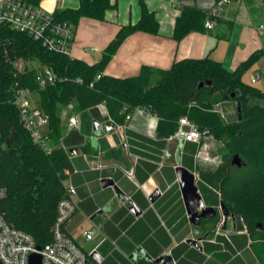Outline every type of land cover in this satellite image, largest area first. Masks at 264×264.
I'll list each match as a JSON object with an SVG mask.
<instances>
[{"label": "trees", "instance_id": "obj_1", "mask_svg": "<svg viewBox=\"0 0 264 264\" xmlns=\"http://www.w3.org/2000/svg\"><path fill=\"white\" fill-rule=\"evenodd\" d=\"M111 7L110 0H80L78 9L58 10L54 16L70 24H77L82 17L104 20ZM207 17V12L197 7H184L176 19L174 38L181 40L191 31L204 30ZM135 31L158 33L159 22L144 9L136 24L121 27L100 61L89 64L49 51L26 32L0 23V186L7 190L0 199V212L9 224L31 233L38 245L52 240L57 207L66 192V171L74 170L70 151L83 141L81 133H67L62 119L66 107L71 106L73 114L103 104L115 123H124L128 113L143 108L158 118L157 135L161 138L174 134L184 116L224 142L230 157L239 154L243 159L244 164L234 168L226 155L218 167L201 170L200 176L219 191L216 206L222 205L234 217L236 230L247 229L235 236L237 249L246 248L251 240L250 249L264 264V254L256 250L260 245L264 249V91L243 80L245 71L264 50L252 53L233 71L206 56L175 61L168 69L144 65L137 75L129 77L103 74L119 43ZM28 59L38 60L40 68L25 65L20 70L21 61ZM43 66L53 70L57 80L41 88L37 76ZM201 82L205 83L200 86ZM22 88L37 96L35 107L48 117L49 153L33 141L21 120L15 100ZM226 101L236 103L237 117L233 120L225 119L217 109ZM137 264L168 262L166 258L140 259Z\"/></svg>", "mask_w": 264, "mask_h": 264}, {"label": "crops", "instance_id": "obj_2", "mask_svg": "<svg viewBox=\"0 0 264 264\" xmlns=\"http://www.w3.org/2000/svg\"><path fill=\"white\" fill-rule=\"evenodd\" d=\"M26 1L51 14L80 6V0ZM110 2L112 7L106 11L104 20L82 17L77 24H71L74 34L71 57L89 64L99 62L121 27L136 24L144 9L155 15L159 32L135 31L125 37L106 65L103 71L106 75L129 77L137 75L144 65L168 69L175 61L206 56L233 71L252 53L264 50V0H226L213 28L191 31L181 40L174 38V29L183 8L197 7L208 14L216 0ZM256 74L259 79L253 83ZM157 79L154 76L153 82ZM243 80L258 84L264 91V54L245 71ZM218 106L225 119L237 117L236 103L226 101ZM70 110L71 106L63 109V124L66 114L75 115L79 127L69 129L65 125L67 133L77 131L83 136L75 147L78 153L71 156L74 170L69 177L77 188L78 210L66 230L75 241V232L88 221L90 225L83 234L97 226L95 236L88 241L98 240L93 248L103 257L102 264H137L140 259L160 257H167L168 264H248V256L240 258V253L250 251L251 240L241 250L235 245V236L246 232L215 234L211 229H202L213 218L205 219L199 226L190 220L177 167H186L198 175L196 184L205 206L218 209L216 203L220 199L219 191L200 176L202 168L208 166L198 168L195 142L158 137L156 115L133 112L126 128L129 145L124 148L115 129L105 128L107 122L115 123L105 105L84 113L70 114ZM96 121L99 127L95 131ZM47 132L48 129L43 133ZM99 160L104 165L101 169L94 166ZM131 166H135L134 179L123 171ZM105 178L112 179L127 196L124 202L119 200L114 186H102ZM156 191L159 193L150 199ZM229 218L235 229V219Z\"/></svg>", "mask_w": 264, "mask_h": 264}, {"label": "built area", "instance_id": "obj_3", "mask_svg": "<svg viewBox=\"0 0 264 264\" xmlns=\"http://www.w3.org/2000/svg\"><path fill=\"white\" fill-rule=\"evenodd\" d=\"M224 1H216L208 11L205 20L206 28L215 26V18L220 15ZM0 23L8 24L14 29L26 32L35 40L40 41L49 51L71 56L73 43V29L69 22L57 20L51 14L41 8L27 2L26 0H0ZM20 63V70L23 69ZM102 73L97 75L101 78ZM259 79V74L252 78L255 83ZM38 83L44 88L49 83H55L57 75L43 66L37 76ZM80 81V80H79ZM93 86V83H91ZM33 93L29 89H19L15 104L21 113V120L24 126L31 132L33 141L41 146L47 153L52 150L47 142V134L41 131L43 125H48V117L35 107L32 100ZM133 112L153 114L151 111L136 108ZM133 112L128 113L124 123H115V131L120 137L121 145L128 148V135L126 134L127 122L132 118ZM63 119V118H62ZM65 125L69 129L79 127V120L75 115L64 116ZM171 139L179 138L183 141H192L197 144L194 154L196 163H211L216 161L217 156L210 152L211 144L217 141L206 129H199L187 117H181L177 131L169 136ZM1 140V130H0ZM71 156L78 153V149H72ZM95 168H103V163L99 160ZM129 177L135 178V166L123 169ZM68 179L65 181V196L60 200L57 207V217L52 226V240L40 246L35 237L22 229L16 228L8 223L4 215L0 212V264H30V258L34 253L41 255V264H102L103 257L93 248L86 253L79 244L67 233L66 227L78 210L77 188L69 179L71 172L66 171ZM198 177L197 174H195ZM7 190L0 186V199L6 196ZM97 226L84 231L87 240L93 239L97 231ZM218 233V232H217ZM96 251L100 260L93 258L92 253Z\"/></svg>", "mask_w": 264, "mask_h": 264}, {"label": "water", "instance_id": "obj_4", "mask_svg": "<svg viewBox=\"0 0 264 264\" xmlns=\"http://www.w3.org/2000/svg\"><path fill=\"white\" fill-rule=\"evenodd\" d=\"M230 1V0H229ZM7 42H2L1 45L6 44ZM205 82H201L200 86H202ZM207 84H211V81H206ZM235 96V95H233ZM240 104L238 105V110H240ZM240 118L241 115L239 114ZM99 127V123L94 122V130L96 131ZM106 130H111L116 128V124L113 122H107L105 124ZM232 164L241 167L244 164L243 159L239 154H234L232 158ZM177 174L181 184V188L183 191V196L186 202L188 213L190 214L191 222L195 225H200L202 219L214 218L217 214V209L213 206H205L204 199L201 193L198 191V186L196 184V176L195 173L191 172L189 169L183 166L177 167ZM102 186H114V190L118 195L120 201L124 202L127 199V196L120 190V188L114 185V181L110 178H105L102 180ZM159 191L152 194L150 199H154ZM228 216V213L226 214ZM93 258L97 261L100 260L99 255L96 251L92 253ZM167 257H160L159 259H163ZM30 264H41V255L34 253L30 258Z\"/></svg>", "mask_w": 264, "mask_h": 264}, {"label": "rangeland", "instance_id": "obj_5", "mask_svg": "<svg viewBox=\"0 0 264 264\" xmlns=\"http://www.w3.org/2000/svg\"><path fill=\"white\" fill-rule=\"evenodd\" d=\"M21 64L23 66L27 65L29 68H36V69H39L41 66V64L38 60H32V59L22 60ZM256 86H259V85L256 84ZM32 100H33V103H35V101L37 100V96L33 94ZM217 108H218L219 112H221L220 107L218 106ZM221 114H222V112H221ZM40 129L42 132H45L48 129V126L46 127V125H43L42 128H40ZM210 152L213 156H217L216 161H212L211 163H199L198 164L199 169H201L203 166H208L206 168H202L203 170L214 169V168L218 167L222 163V161H224V159H227L228 157H230L228 155V151H227V148H226L224 142H221V141H216V142L214 141L211 144ZM226 155H228V157ZM232 158H233V156L230 157L231 162H232ZM200 165H202V166H200ZM232 165L235 168L236 165H234V164H232ZM229 217H230L229 215L228 216L226 215L224 208L222 206H219L217 217L213 218L209 223L205 224L202 229L205 231L207 229H211L214 231L215 234H227L228 235L231 232H234V231L237 232L236 225H235V229L232 228L231 221H230ZM77 219H78V217H77ZM227 221H228V223H227ZM89 223L90 222H88V221L85 224L82 223L80 225V229H77V231L74 234V237L76 238L77 243L86 253H88L95 246L96 241H98V240L88 241L85 239V236L83 234V230L90 225ZM93 227H91V228H93ZM244 232H247V229H245ZM98 238H96V239H98ZM262 248H263V246L260 245V246L256 247V250L259 249V251H261L260 253L264 254V249L262 250ZM244 255L248 256V258H247L249 261L248 264H260L257 257H256V252L254 249H250V251L248 253L246 252L245 254H244V252H241L240 258H244Z\"/></svg>", "mask_w": 264, "mask_h": 264}, {"label": "flooded vegetation", "instance_id": "obj_6", "mask_svg": "<svg viewBox=\"0 0 264 264\" xmlns=\"http://www.w3.org/2000/svg\"><path fill=\"white\" fill-rule=\"evenodd\" d=\"M222 206V205H221ZM223 207V206H222ZM217 213H218V209H217ZM227 214V213H226ZM233 219H234V217L233 216H231ZM201 222H202V224H203V222H205V219H202L201 220ZM201 224V223H200ZM199 226V225H198Z\"/></svg>", "mask_w": 264, "mask_h": 264}]
</instances>
